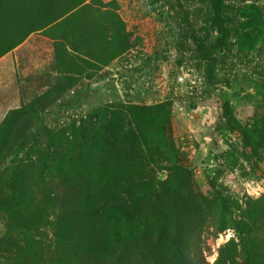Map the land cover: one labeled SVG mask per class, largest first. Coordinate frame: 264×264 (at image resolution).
<instances>
[{
  "label": "rangeland",
  "instance_id": "obj_1",
  "mask_svg": "<svg viewBox=\"0 0 264 264\" xmlns=\"http://www.w3.org/2000/svg\"><path fill=\"white\" fill-rule=\"evenodd\" d=\"M24 1L4 0L17 10ZM34 1L47 2L43 28L25 36L26 25L40 22L0 23L1 40L22 37L0 57V125L49 86L74 85L35 117L26 142L0 169V264H42L43 243L55 236L52 209L36 205L39 181L5 180L14 165L63 130L69 136L74 125L99 123L102 112L92 113L111 104L124 112L120 143L135 137L136 148L132 154L109 139L107 156L126 170L139 168L146 181L132 197L136 215L155 229L169 219L163 211L173 200L180 217L174 232L196 235L204 264L216 263L222 247L238 241L233 224L241 210L264 197V0H223L220 26L213 0ZM60 11L68 12L56 19ZM7 136L0 134V152ZM80 167L62 159L57 171L60 186L75 189V204L82 202L80 233L125 231L124 205L89 206L99 193ZM19 219L17 229L31 223L35 230L10 242Z\"/></svg>",
  "mask_w": 264,
  "mask_h": 264
},
{
  "label": "trees",
  "instance_id": "obj_2",
  "mask_svg": "<svg viewBox=\"0 0 264 264\" xmlns=\"http://www.w3.org/2000/svg\"><path fill=\"white\" fill-rule=\"evenodd\" d=\"M45 5L47 2L44 1L25 0L22 9L17 10L8 6L4 0H0V23L5 19L18 22V27L22 24H30L32 21L41 23L37 26L26 25V36L38 27L43 28L45 23L49 22L45 21L47 19ZM213 7L220 26L223 0H213ZM63 11L57 14L56 19L68 12ZM220 31L224 35L222 27ZM21 38L9 42L1 40L0 37V57L20 44ZM219 43H223L221 37L215 46ZM73 85V82H68L67 79L57 82L37 98L8 114L0 125V134L4 130L8 131L3 150L0 152V169L26 142L36 123L35 117L53 107ZM100 111L104 116L103 120L107 121V126L103 124V120L99 123L89 121L88 126L85 125L87 122H84L78 128H75V125L70 127L69 136L65 135L66 131H61L50 138L45 150H38V147L32 149L33 151L28 153L25 159L14 165L15 171L11 177L5 179L8 180V185L15 184L14 182L20 177L27 179L30 177L32 181L38 180L39 201L36 205L40 210L52 209L56 221L52 223L55 227V236L43 243L46 253L45 262L42 264H204L205 250L196 235L182 230L174 232L178 224V216L173 200H168V211L163 209V214L169 218V221L157 225L155 229L149 230L148 219L136 215L133 205L135 199L132 197L138 194V184L146 181L138 176L139 172L136 169L139 168L135 169L134 166V169L126 170L124 167L126 163L123 160L122 162L118 159L110 160L106 152L108 140L112 139L117 146L126 147L133 154L136 139L135 137L127 139L129 142L125 146L120 143L126 139L121 138L123 135L119 119L123 117L124 112L118 105L111 104L102 110L96 109L91 116H95ZM56 140L58 141L53 143ZM62 159L81 165L80 174L88 176L87 180L91 187L89 189L91 192L99 193L89 201V206L98 209L105 203H111L114 207L124 205L123 213L130 219L125 231L106 230L102 237L94 232L91 235L80 233L79 228L83 224L79 216L82 202L75 204L77 193L75 189L60 186L61 175H58L57 171L61 169ZM130 160L133 166L136 158ZM83 163H88L91 168L84 169ZM174 194L171 195L172 198L176 197ZM195 197L198 196L194 193L192 198ZM219 204L224 205L222 202ZM241 212L242 215L239 219H235L233 224L238 241L232 240L222 247L219 258L214 264H264V197L255 203L250 202ZM20 220L12 223L14 229L8 239L10 242L18 243L19 237L27 229L35 230L31 227L35 224L30 225L31 223H25V227L20 226L17 229ZM49 225L52 227L51 224ZM19 234L21 235L16 236Z\"/></svg>",
  "mask_w": 264,
  "mask_h": 264
}]
</instances>
